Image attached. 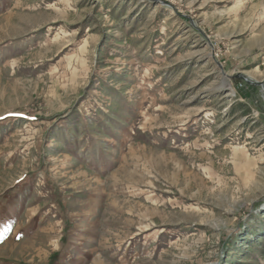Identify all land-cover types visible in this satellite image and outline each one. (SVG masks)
<instances>
[{
    "label": "rangeland",
    "instance_id": "rangeland-1",
    "mask_svg": "<svg viewBox=\"0 0 264 264\" xmlns=\"http://www.w3.org/2000/svg\"><path fill=\"white\" fill-rule=\"evenodd\" d=\"M0 264H264V0H0Z\"/></svg>",
    "mask_w": 264,
    "mask_h": 264
}]
</instances>
